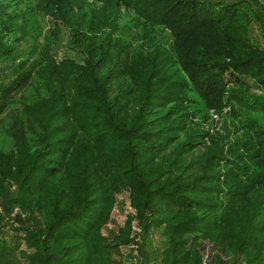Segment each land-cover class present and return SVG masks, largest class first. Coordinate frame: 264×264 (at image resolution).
<instances>
[{"label":"trees","instance_id":"trees-1","mask_svg":"<svg viewBox=\"0 0 264 264\" xmlns=\"http://www.w3.org/2000/svg\"><path fill=\"white\" fill-rule=\"evenodd\" d=\"M243 3L48 7L64 27L0 94V196L40 224L0 214V264H17L18 254L27 264H110L124 235L107 243L99 230L122 187L144 238L159 236L156 264H202L206 241L216 249L209 264H229L220 253L230 264H264V51L245 38ZM122 5L135 18L124 21ZM62 46L72 54L58 58ZM14 52L0 36V59ZM202 107L228 109L223 135L196 126ZM9 181L18 187L11 197Z\"/></svg>","mask_w":264,"mask_h":264},{"label":"rangeland","instance_id":"rangeland-1","mask_svg":"<svg viewBox=\"0 0 264 264\" xmlns=\"http://www.w3.org/2000/svg\"><path fill=\"white\" fill-rule=\"evenodd\" d=\"M242 1L245 3L241 5L243 8L241 11L243 12L242 18L248 27L245 38L249 44H255L264 51V0ZM86 2H91V0H86ZM64 3L65 0H0V36L12 40L15 46V52L10 57L0 59V94L6 86L11 85L12 82L15 83L14 80H22L21 76L17 75L19 69L21 70V65L28 68L41 58V54L46 50L44 46L46 36H56L58 30L64 27L60 18H56L48 11L49 6L53 7L55 12L58 11V7L64 10ZM117 12V14L122 15L124 21L135 18L132 7L122 5L118 7ZM146 25L148 28L151 27L153 33L163 35L155 36V38H160L161 42H168V31L163 30V27H154L150 22H146ZM154 29H157V32H154ZM62 32V35L66 36V29H63ZM148 37L151 36L144 38ZM70 50L71 48L62 46L57 50V57L72 54ZM251 92L260 94L261 90L252 87ZM19 93L16 92L8 98L17 99ZM200 112L202 115L194 119L196 126L213 129L214 132L221 135L225 133L227 123L225 119L228 118L226 116L228 115L227 108L219 113L214 109L205 111V108L202 107ZM204 113H206V117L203 116ZM17 188L14 181L7 182V197L13 196L18 191ZM6 201L4 197L0 196V214L6 223L35 228L39 226L40 219L38 216H27L21 208L6 206ZM15 216H19L22 222L14 219ZM99 232L107 243H113L116 237L124 235L125 242L117 246V253L114 252L109 256L108 263L110 264H156V257L162 251L157 233L150 236L151 241L144 238L142 226L137 218V211L132 205L131 193L128 188L122 187L114 193L108 219L101 225ZM25 245L22 244V250L31 253L34 251ZM215 252L216 249L210 245V242L206 241L205 247L200 251L201 263H212ZM220 255L229 264L234 259L227 258L222 253ZM17 259V264H27L25 258L21 257L20 254L17 255Z\"/></svg>","mask_w":264,"mask_h":264}]
</instances>
